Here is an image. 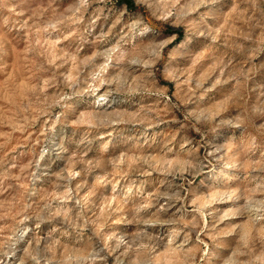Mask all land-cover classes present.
<instances>
[{
  "label": "rangeland",
  "instance_id": "obj_1",
  "mask_svg": "<svg viewBox=\"0 0 264 264\" xmlns=\"http://www.w3.org/2000/svg\"><path fill=\"white\" fill-rule=\"evenodd\" d=\"M0 0V264H264V0Z\"/></svg>",
  "mask_w": 264,
  "mask_h": 264
},
{
  "label": "trees",
  "instance_id": "obj_2",
  "mask_svg": "<svg viewBox=\"0 0 264 264\" xmlns=\"http://www.w3.org/2000/svg\"><path fill=\"white\" fill-rule=\"evenodd\" d=\"M124 2L128 5V6H133L132 1L131 0H124Z\"/></svg>",
  "mask_w": 264,
  "mask_h": 264
}]
</instances>
